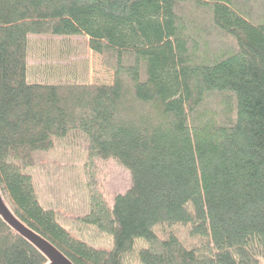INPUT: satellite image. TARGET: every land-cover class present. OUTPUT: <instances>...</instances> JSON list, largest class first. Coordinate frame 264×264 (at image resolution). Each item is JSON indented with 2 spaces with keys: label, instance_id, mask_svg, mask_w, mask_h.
<instances>
[{
  "label": "trees",
  "instance_id": "1",
  "mask_svg": "<svg viewBox=\"0 0 264 264\" xmlns=\"http://www.w3.org/2000/svg\"><path fill=\"white\" fill-rule=\"evenodd\" d=\"M78 50L79 70L31 64ZM88 52L110 83L89 82ZM70 137L88 239L30 174ZM108 161L131 180L111 204L92 170ZM0 193L73 264H264V0H0ZM0 264L48 261L0 217Z\"/></svg>",
  "mask_w": 264,
  "mask_h": 264
},
{
  "label": "rangeland",
  "instance_id": "2",
  "mask_svg": "<svg viewBox=\"0 0 264 264\" xmlns=\"http://www.w3.org/2000/svg\"><path fill=\"white\" fill-rule=\"evenodd\" d=\"M82 39L75 40V44ZM78 46V45H77ZM37 52V50H35ZM88 68V80L90 83H110L111 72L106 71L99 63V58L88 52L85 56ZM84 59L79 50L61 60L51 58L42 60L32 54L31 64L36 67L46 65L48 67L65 66L75 63L81 67ZM81 69V68H80ZM47 80L46 77H42ZM49 82V81H46ZM88 165L86 151L80 138L70 137L54 141L53 147L44 153L34 156V164L30 171L37 199L44 209L55 212L60 225L73 236L88 239L89 230H82L77 223L78 218L84 216L89 207ZM95 187L103 190L108 203H112L114 195L123 193L131 184L127 171L118 167L115 163L96 162L94 169ZM111 241L101 238L95 246L108 249Z\"/></svg>",
  "mask_w": 264,
  "mask_h": 264
},
{
  "label": "water",
  "instance_id": "3",
  "mask_svg": "<svg viewBox=\"0 0 264 264\" xmlns=\"http://www.w3.org/2000/svg\"><path fill=\"white\" fill-rule=\"evenodd\" d=\"M0 217L19 236L26 239L47 259L48 264H73L62 252L45 238L24 225L11 212L0 193Z\"/></svg>",
  "mask_w": 264,
  "mask_h": 264
}]
</instances>
